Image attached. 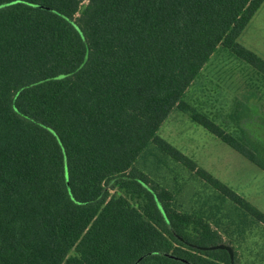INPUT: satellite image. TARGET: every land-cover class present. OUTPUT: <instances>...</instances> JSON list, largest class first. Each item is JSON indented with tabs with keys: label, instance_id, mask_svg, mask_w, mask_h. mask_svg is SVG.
I'll list each match as a JSON object with an SVG mask.
<instances>
[{
	"label": "trees",
	"instance_id": "16d2710c",
	"mask_svg": "<svg viewBox=\"0 0 264 264\" xmlns=\"http://www.w3.org/2000/svg\"><path fill=\"white\" fill-rule=\"evenodd\" d=\"M263 2L0 0V264H240L222 227L264 212L158 130L179 109L264 170V140L183 98L219 47L264 76L239 42ZM159 151L216 201L147 172Z\"/></svg>",
	"mask_w": 264,
	"mask_h": 264
},
{
	"label": "rangeland",
	"instance_id": "374dc122",
	"mask_svg": "<svg viewBox=\"0 0 264 264\" xmlns=\"http://www.w3.org/2000/svg\"><path fill=\"white\" fill-rule=\"evenodd\" d=\"M239 42L264 58V2ZM183 98L234 136L239 137L244 129L263 145L264 76L227 48L219 47L215 51ZM239 102L248 106L249 116L238 111ZM234 112H239L237 117ZM158 134L264 212V170L194 122L187 113L173 109ZM148 165L145 170L158 180L164 181L166 176L172 183L183 182L192 194L191 205H202L205 199L216 201L212 189L164 153L151 155ZM222 229L236 246L240 264H264L262 223L239 212Z\"/></svg>",
	"mask_w": 264,
	"mask_h": 264
},
{
	"label": "water",
	"instance_id": "95a60500",
	"mask_svg": "<svg viewBox=\"0 0 264 264\" xmlns=\"http://www.w3.org/2000/svg\"><path fill=\"white\" fill-rule=\"evenodd\" d=\"M209 248H211V249H216V248L226 249V250L229 251V253L231 255V258H233V248L230 245H228V244L220 243V244H217V245H212Z\"/></svg>",
	"mask_w": 264,
	"mask_h": 264
}]
</instances>
